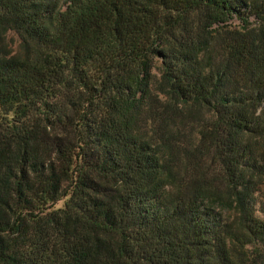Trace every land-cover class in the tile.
I'll list each match as a JSON object with an SVG mask.
<instances>
[{"label": "trees", "instance_id": "trees-1", "mask_svg": "<svg viewBox=\"0 0 264 264\" xmlns=\"http://www.w3.org/2000/svg\"><path fill=\"white\" fill-rule=\"evenodd\" d=\"M0 26L34 48L0 57V264H264V0H0Z\"/></svg>", "mask_w": 264, "mask_h": 264}, {"label": "rangeland", "instance_id": "rangeland-1", "mask_svg": "<svg viewBox=\"0 0 264 264\" xmlns=\"http://www.w3.org/2000/svg\"><path fill=\"white\" fill-rule=\"evenodd\" d=\"M259 20L256 15L249 16V25L257 26ZM228 24L232 28H238L241 24L239 19L233 18L228 21ZM34 52L33 45L20 37L15 31L8 29L4 26H0V57L6 58H20L29 57ZM260 144V142H259ZM261 145V144H260ZM260 148L264 149L262 145ZM255 197V209L256 214L264 218V180L258 185ZM64 199L58 201L54 207H61L63 205Z\"/></svg>", "mask_w": 264, "mask_h": 264}]
</instances>
